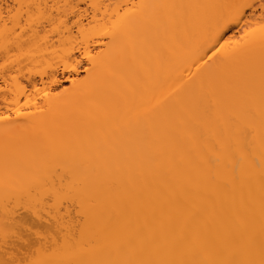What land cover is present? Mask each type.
<instances>
[{
	"label": "bare ground",
	"instance_id": "bare-ground-1",
	"mask_svg": "<svg viewBox=\"0 0 264 264\" xmlns=\"http://www.w3.org/2000/svg\"><path fill=\"white\" fill-rule=\"evenodd\" d=\"M9 1L0 264H264V0Z\"/></svg>",
	"mask_w": 264,
	"mask_h": 264
},
{
	"label": "rangeland",
	"instance_id": "rangeland-1",
	"mask_svg": "<svg viewBox=\"0 0 264 264\" xmlns=\"http://www.w3.org/2000/svg\"><path fill=\"white\" fill-rule=\"evenodd\" d=\"M8 2H10V1L8 0ZM83 6H84V4L81 3L80 7H83ZM71 20H72V18L68 20V25H70ZM106 40H107L106 37L101 38L98 35L97 36L94 35V36H92L91 39H89L88 45L90 46V48H98V46H100V45L102 46V44H103L102 42L105 43ZM100 43H102V44H100ZM78 59H79V62L77 64L78 75L75 76L73 81L80 79L84 75L83 66H84L85 60L83 58L82 59L78 58ZM60 71L61 70H59V72ZM59 75H61V74L59 73ZM66 76H68L69 78L71 77V76L67 75L66 73H63L61 76H59L60 79L62 80V85L60 87H58L57 90L55 89V92H59V91H61V89H68L70 87L71 81L66 79Z\"/></svg>",
	"mask_w": 264,
	"mask_h": 264
}]
</instances>
